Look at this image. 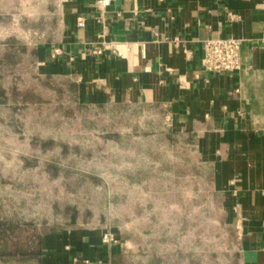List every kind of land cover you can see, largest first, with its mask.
<instances>
[{
  "label": "rangeland",
  "instance_id": "1",
  "mask_svg": "<svg viewBox=\"0 0 264 264\" xmlns=\"http://www.w3.org/2000/svg\"><path fill=\"white\" fill-rule=\"evenodd\" d=\"M42 3L0 0V38L15 46L0 69V220L19 227L11 248L35 250L78 227L103 230L101 239L117 230V264H226L234 232L192 138L156 108L88 102L75 81L30 66L26 50L51 36ZM18 63L13 89L8 79L3 88Z\"/></svg>",
  "mask_w": 264,
  "mask_h": 264
},
{
  "label": "crops",
  "instance_id": "2",
  "mask_svg": "<svg viewBox=\"0 0 264 264\" xmlns=\"http://www.w3.org/2000/svg\"><path fill=\"white\" fill-rule=\"evenodd\" d=\"M40 1L51 36L26 50L33 70L75 81L88 102L156 108L169 117L171 132L192 138L222 224L234 232L226 264H264V0H113L103 10L98 0ZM103 26L104 41L120 49L93 55ZM228 37L242 40L241 69L203 71L205 42ZM14 49L0 38L1 70ZM21 66L3 75V88L8 79L13 89ZM102 234L78 227L49 233L40 262L113 264L121 246L104 244Z\"/></svg>",
  "mask_w": 264,
  "mask_h": 264
},
{
  "label": "built area",
  "instance_id": "3",
  "mask_svg": "<svg viewBox=\"0 0 264 264\" xmlns=\"http://www.w3.org/2000/svg\"><path fill=\"white\" fill-rule=\"evenodd\" d=\"M113 0H98L96 5L101 10L110 5ZM78 28H84L85 19L78 18L76 22ZM106 31L103 26L99 37L102 39V47L92 51L93 55H100L105 47L111 48L114 52H118L120 45L115 43H106L104 41ZM242 40L228 37L209 39L205 42L203 55L201 58V68L207 73L230 74L238 72L241 69L240 47ZM54 54H60V50L56 48ZM170 126L171 120L169 117L165 120ZM102 242L105 244H116L117 239L111 233H105L102 236Z\"/></svg>",
  "mask_w": 264,
  "mask_h": 264
},
{
  "label": "trees",
  "instance_id": "4",
  "mask_svg": "<svg viewBox=\"0 0 264 264\" xmlns=\"http://www.w3.org/2000/svg\"><path fill=\"white\" fill-rule=\"evenodd\" d=\"M19 227L14 225L11 221L0 220V258H13L22 257L27 259H40L42 244L38 241L37 248L35 250L23 249V245L16 246L15 243L11 244V239L16 236ZM113 260V264H117L116 259Z\"/></svg>",
  "mask_w": 264,
  "mask_h": 264
}]
</instances>
